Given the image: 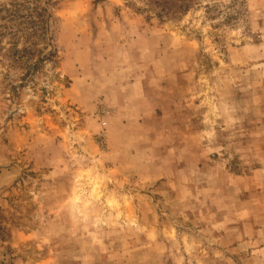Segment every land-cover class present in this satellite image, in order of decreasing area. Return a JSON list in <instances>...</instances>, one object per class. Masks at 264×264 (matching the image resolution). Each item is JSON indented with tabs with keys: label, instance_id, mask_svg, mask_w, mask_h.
Here are the masks:
<instances>
[{
	"label": "rangeland",
	"instance_id": "374dc122",
	"mask_svg": "<svg viewBox=\"0 0 264 264\" xmlns=\"http://www.w3.org/2000/svg\"><path fill=\"white\" fill-rule=\"evenodd\" d=\"M158 11L0 0V264H264V0Z\"/></svg>",
	"mask_w": 264,
	"mask_h": 264
},
{
	"label": "trees",
	"instance_id": "16d2710c",
	"mask_svg": "<svg viewBox=\"0 0 264 264\" xmlns=\"http://www.w3.org/2000/svg\"><path fill=\"white\" fill-rule=\"evenodd\" d=\"M198 2L199 0H154V4L160 9L156 14L161 19H176L185 16L198 5ZM211 10V7H207V13ZM43 27L45 28L44 25Z\"/></svg>",
	"mask_w": 264,
	"mask_h": 264
}]
</instances>
